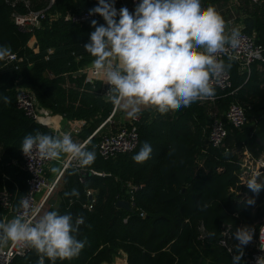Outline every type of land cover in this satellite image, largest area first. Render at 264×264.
<instances>
[{
    "label": "trees",
    "instance_id": "1",
    "mask_svg": "<svg viewBox=\"0 0 264 264\" xmlns=\"http://www.w3.org/2000/svg\"><path fill=\"white\" fill-rule=\"evenodd\" d=\"M226 1L201 3L208 7ZM237 1L245 14L240 32L263 47V60L252 63L248 73L231 61L229 85L215 87L213 102L198 101L165 115L141 112L134 147L104 159L96 150L100 133H91L112 104L95 94L100 83L91 86L83 81V73L75 72L93 59L83 47L94 30L91 20L105 22L102 17L81 22L64 19L66 11L90 9L97 0H0V48L23 58L17 69L0 70V188L11 193L13 209L25 191L26 173L17 166L22 138L28 133L52 134L15 107V87L29 88L38 103L53 113L83 120L85 126L77 135L88 138L87 149L96 154L95 162L84 169L99 174L80 180L74 168H65L45 208V212H71L73 220L84 218L77 239H86L85 247L77 258L56 264L109 262L115 249L124 253L127 264H233L236 229L249 226L255 238L264 190L255 197V206H248L246 198L254 194L237 183V170L243 149L253 158L264 153V4ZM40 9L51 17L38 27L20 28L11 18L12 13ZM30 37L36 51L27 45ZM231 101L241 105L246 122L240 128L224 124L222 144L210 146L206 141L210 104L221 112ZM145 141L152 147L151 157L138 164L132 157ZM258 181L264 182L263 174ZM72 189L78 190V198L65 195ZM88 189L90 198L85 194ZM53 197L58 198L55 208L49 203ZM117 199L126 200L132 211L115 207ZM4 212L0 207V220ZM222 232L229 236L225 246L218 244ZM249 248V244L243 247L240 264H249L245 258ZM37 259L27 249L11 264H36ZM45 264L50 262L46 259Z\"/></svg>",
    "mask_w": 264,
    "mask_h": 264
},
{
    "label": "clouds",
    "instance_id": "2",
    "mask_svg": "<svg viewBox=\"0 0 264 264\" xmlns=\"http://www.w3.org/2000/svg\"><path fill=\"white\" fill-rule=\"evenodd\" d=\"M114 4L115 0H98L89 9L90 16L98 14L105 23L91 20L94 30L83 45L93 58V70L103 74L101 83L108 86L106 103L136 119L142 109L165 115L215 97L214 81L231 68V53L241 43L239 28L226 30L223 17L214 7H203L201 0H139L132 12L127 7L117 10ZM7 54L8 49L0 48V59ZM86 82L94 83L92 79ZM19 148L29 159L58 161L66 157L80 169L90 167L96 159L87 144L77 143L70 133L59 130L55 134L28 133ZM151 153L152 147L145 141L132 159L143 163ZM52 171L59 169L53 167ZM244 184L254 194L245 203L255 206L264 182L254 175ZM65 195L78 198L79 192L72 189ZM21 207L23 214L0 220V248L12 244L32 250L38 257L36 264H45L46 259L56 264L79 256L87 243L77 239L83 216L73 220L71 212L55 210L39 215L26 200ZM29 211L38 215L35 222L27 218ZM233 236L238 243L232 260L240 264L253 229L238 227ZM256 264H264V260Z\"/></svg>",
    "mask_w": 264,
    "mask_h": 264
},
{
    "label": "built area",
    "instance_id": "3",
    "mask_svg": "<svg viewBox=\"0 0 264 264\" xmlns=\"http://www.w3.org/2000/svg\"><path fill=\"white\" fill-rule=\"evenodd\" d=\"M50 1L52 2L53 0ZM249 1L253 4H264V0ZM137 3H139V0H131L132 5H136ZM96 5L97 4H94L91 8ZM50 17L51 16L46 12V9L27 11L22 14H11L14 24L20 28L38 27L42 21L49 19ZM99 17L101 16L98 14L90 16L89 9L78 11L68 10L64 13V19L72 22H81L87 19ZM240 33L241 43L237 49L232 51L231 55L234 57L232 61L236 63L241 71L248 73L252 63L263 60V47L254 43L251 36L243 32ZM47 51H50V49H47ZM22 60V56L17 55L15 52H8L4 59H0V70L7 67L17 69ZM100 77L104 78L103 74H97L92 67L88 68L85 73V81H88L89 79L94 81ZM214 84L218 89H223L228 86L229 74L226 72L219 80L214 81ZM104 87L108 88L106 84ZM14 105L17 109L21 110L25 116L37 123H40L44 107L38 103L36 97L29 88L21 86L15 87ZM45 118L47 117H44V119ZM44 119L42 121H44ZM107 119L108 117H106L104 121ZM137 120L138 117L136 119L129 118L127 125L121 126L113 132L100 134L96 143L97 153L105 159L132 149L137 140L135 125ZM245 122L246 116L241 105L236 101L229 102L223 110L222 118L216 117L209 122L207 126V143L213 147L220 146L226 134L224 124H228L233 128H240ZM92 134H94V132ZM87 139L81 143H85ZM240 155L241 158H239L237 170V183L246 186L244 183L247 179L254 175L259 179L261 174L264 173V159L261 157L253 158L246 149H243ZM48 162L50 161L41 160L35 157L29 159L20 151V161L17 163V166L26 173L25 191L19 197L16 207L13 209L11 193L4 186L0 188V207L5 211L2 216L3 221H7L8 216L13 217L23 214L24 209L21 207V201L25 200L29 202L31 209H38L39 215H43L49 198L56 189L58 180L65 168H74L79 175V179L81 180L83 178L82 175L85 169L76 167L67 158L60 162V166L58 168L59 172H56L52 177H47L45 174V168ZM90 171L93 174H99L95 171ZM85 194L91 197V190H86ZM87 208H90V205H88ZM142 215L143 213L141 212L140 216ZM27 218L35 222V220L38 219V215H34L32 211H29ZM258 224L253 244L249 248L248 253L245 255L249 264H256L257 260H264V208L262 215L258 220ZM226 238H229V236H227L226 232H222L221 237L218 240V244L220 246H225ZM26 250V248L12 244H9L4 248H0V264H11V260L14 256L21 255ZM99 264L119 263L100 262Z\"/></svg>",
    "mask_w": 264,
    "mask_h": 264
},
{
    "label": "crops",
    "instance_id": "4",
    "mask_svg": "<svg viewBox=\"0 0 264 264\" xmlns=\"http://www.w3.org/2000/svg\"><path fill=\"white\" fill-rule=\"evenodd\" d=\"M115 8L117 10H119L121 7H127L129 11H134L135 5L131 4V0H115V4H114ZM212 7H218L217 9H221V16L223 17L224 20H227V11H229L230 9L234 10V14H232L231 19L226 22V30H230L232 27H237L239 29H241L243 27V23H242V18L245 16L244 11H242L241 6L239 5L237 0H227L226 2H221V3H217V4H213L211 5ZM225 10H227L225 12ZM50 15V14H49ZM55 16V15H54ZM118 19V17H117ZM229 23V25H228ZM33 43H35V39L34 37H30L27 45L28 47H30L32 50L36 51V46H33ZM92 67L91 62L83 65L78 71V73L75 72V74H79V73H83L84 76V82L85 81V73L88 70V68ZM103 80V78H97L94 80L95 82L100 83V87L98 89V91L95 93L98 96H100L103 99H106L105 94L107 92V88L104 87L105 84L101 83V81ZM94 83H89L91 86ZM215 99V97L213 98V100ZM213 100H205L203 102H213ZM210 106H212V112H211V117L210 119H208L206 121V126H208L209 122L216 117H219L218 115L223 113V111L219 112L216 108L214 103H211ZM146 111V112H150L151 111V115L153 114L154 110L151 109H142L141 112ZM220 115V116H221ZM44 117H47L44 119ZM106 117H108V119L106 121H104L106 119ZM105 117V119L96 127V129L93 131L94 133H106V132H113L116 129H118L121 126L127 125L128 124V120L129 117L126 114V112L121 111V110H117L113 105L112 108L109 112V114ZM44 119V121H42ZM139 119V116H138ZM40 123L42 125H44L48 130L51 131L52 134H55L57 132V130H59L60 133L63 132H68L72 135V138L75 142L77 143H81L82 141H84L85 139H81L77 134L79 133V131L82 129V127L85 126V122L83 120H68L66 118H64L63 116L57 114V113H53L51 112L49 109L44 107L43 110V114L41 116L40 119ZM92 132V133H93ZM91 133V134H92ZM263 154H261L259 157L263 158ZM66 158V157H65ZM65 158H62L61 160L58 161H50L47 163L46 168H45V174L47 177H52L56 172L52 171V168H59L60 166V162H62ZM58 203V198L54 197L53 198V204L51 203L50 205L55 208L56 205ZM12 217L8 216L7 220H10ZM111 263H126V259H125V255L124 253L119 250V249H115L114 253L111 256ZM105 262V261H103Z\"/></svg>",
    "mask_w": 264,
    "mask_h": 264
},
{
    "label": "water",
    "instance_id": "5",
    "mask_svg": "<svg viewBox=\"0 0 264 264\" xmlns=\"http://www.w3.org/2000/svg\"><path fill=\"white\" fill-rule=\"evenodd\" d=\"M33 46L35 47V43H33ZM76 73H78V72H76ZM90 174H91V171L90 170H85L83 172V175L82 176L84 178H87ZM88 198H90V197H88ZM114 206L117 207V208H122L126 212H131L132 211L129 203L126 200H123V199H117L115 201V203H114Z\"/></svg>",
    "mask_w": 264,
    "mask_h": 264
},
{
    "label": "rangeland",
    "instance_id": "6",
    "mask_svg": "<svg viewBox=\"0 0 264 264\" xmlns=\"http://www.w3.org/2000/svg\"><path fill=\"white\" fill-rule=\"evenodd\" d=\"M215 9H216V11L219 13V14H221V9H217L218 7H215V6H213ZM227 10H225V12H226ZM131 12V11H130ZM232 14H234V10L233 9H230L229 11H227V20H225V21H228V20H230L231 19V16H232ZM228 25H229V23H228ZM263 155H264V153H263ZM239 158H241V155H239L238 156ZM263 159H264V156H263ZM263 175H264V173H263ZM54 198V197H53ZM53 198L50 200V204L52 203L53 204ZM253 239L254 238H252V241L249 243V246L251 247V245L253 244ZM109 263H111V261H109ZM113 263V262H112ZM121 264V263H120ZM122 264H124V263H122Z\"/></svg>",
    "mask_w": 264,
    "mask_h": 264
}]
</instances>
